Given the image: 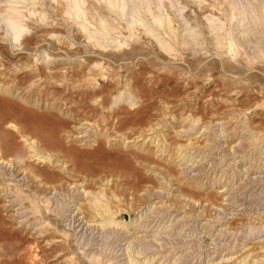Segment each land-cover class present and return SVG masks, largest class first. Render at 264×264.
I'll return each instance as SVG.
<instances>
[{"label":"rangeland","instance_id":"1","mask_svg":"<svg viewBox=\"0 0 264 264\" xmlns=\"http://www.w3.org/2000/svg\"><path fill=\"white\" fill-rule=\"evenodd\" d=\"M111 1L0 0V96L60 141L0 165V264H264V0Z\"/></svg>","mask_w":264,"mask_h":264},{"label":"bare ground","instance_id":"2","mask_svg":"<svg viewBox=\"0 0 264 264\" xmlns=\"http://www.w3.org/2000/svg\"><path fill=\"white\" fill-rule=\"evenodd\" d=\"M72 8H74V14L76 16H81L83 14V10L80 6V0H72ZM113 5H117V0H112L111 1ZM123 6V4H122ZM6 18L5 21L10 29V37H7L8 42H4L3 47H5L3 51V55L7 54L9 57L13 54H23L26 52V49L29 48L26 46L27 42L30 44V40L34 38L33 36L24 34V27L26 25L25 20V15L26 13H23V10L19 12L18 8L14 7L13 10H7ZM160 19H157L159 21ZM167 22V20H166ZM170 24V21L167 22ZM42 29V28H41ZM150 30H152L150 28ZM38 38V37H37ZM11 40H14L15 42H20L19 45H25L23 48H20L18 51L16 49H13L11 47ZM37 40V39H36ZM26 43V44H24ZM27 44V45H28ZM20 45V46H21ZM163 48L166 50L171 51L172 45H166L164 44ZM6 52V53H5ZM2 55V56H3ZM6 55V56H7ZM5 56V55H4ZM5 58V57H4ZM30 88V87H29ZM72 88V87H71ZM73 90V89H71ZM86 91V90H85ZM25 94L23 96L28 100V99H33L37 100V97L40 98V96H43L42 94L35 93L33 90H26ZM7 95V93L5 92ZM4 94V95H5ZM74 94V92H73ZM46 95V94H45ZM52 96V95H51ZM54 96V95H53ZM52 96V97H53ZM57 96V95H56ZM58 97V96H57ZM49 101H57L55 99H52L50 97H47ZM58 102V101H57ZM11 103L8 100H6L4 97L0 96V131L3 132L4 138L0 136V165L5 164V166L9 165L15 166L18 169L21 168H28L30 165V159L28 157H36L35 159L38 161H42L44 163L51 162L52 164L56 166V161H60L57 156H54L55 154H58V146H59V140H48L45 138L42 134V132L36 130L37 126L41 127L42 124L34 125L32 123L33 128L36 130V132H30L29 130L31 129V124L27 122L26 118H22L20 115V108L16 107L14 110ZM48 107L54 108L57 110H60V114L62 116V105L57 104L56 102L51 103ZM15 111V112H14ZM64 111V110H63ZM69 112V111H68ZM69 116V117H68ZM67 117L70 118L72 121L75 119L74 115L70 114ZM58 117H48L47 120L50 124V133L56 134L59 131V126H60V121L57 119ZM9 120H17L20 121L22 124L18 125L15 122H11L13 128L11 130H8L6 128V123ZM65 121V120H64ZM62 121V122H64ZM68 123V122H66ZM69 128V127H68ZM66 130H70L67 128H64ZM29 134H27V133ZM22 134L23 136V147L20 146L19 143H15V138ZM51 138H55V136H51ZM44 146L46 148H44ZM60 154V152H59ZM58 158V160H56ZM57 176V175H56ZM54 177V180H61V177ZM47 179V178H46ZM48 180V179H47ZM63 180V179H62Z\"/></svg>","mask_w":264,"mask_h":264}]
</instances>
